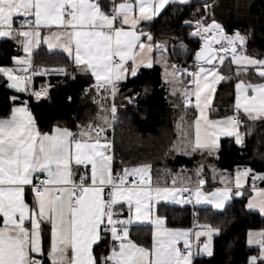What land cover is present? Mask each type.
Returning a JSON list of instances; mask_svg holds the SVG:
<instances>
[{
    "label": "snow or ice",
    "instance_id": "1",
    "mask_svg": "<svg viewBox=\"0 0 264 264\" xmlns=\"http://www.w3.org/2000/svg\"><path fill=\"white\" fill-rule=\"evenodd\" d=\"M217 7L0 0V41L17 52L0 64V84L10 90L0 116V264H202L223 233L210 217L239 202L264 220V171L217 167L222 137L243 156L264 132V53L249 50L251 33L218 20ZM170 16L175 24L160 27ZM157 66L177 110L174 135L151 155H125L116 129L152 91L129 84ZM37 78L47 79L37 87ZM51 78L85 81L86 120L41 129L31 105L51 99ZM233 82L234 103L222 109L218 90ZM177 157L192 166L169 167ZM176 207L191 209L193 228L168 226ZM145 226L148 245L132 238ZM246 242L255 250L246 264H264V228L249 229Z\"/></svg>",
    "mask_w": 264,
    "mask_h": 264
},
{
    "label": "trees",
    "instance_id": "2",
    "mask_svg": "<svg viewBox=\"0 0 264 264\" xmlns=\"http://www.w3.org/2000/svg\"><path fill=\"white\" fill-rule=\"evenodd\" d=\"M217 4V19L228 25L230 31L239 29L242 33H251L249 50L264 53V0H217ZM173 24L175 21L170 16L161 22L160 27L167 28ZM159 34L157 32V35ZM16 54V46L13 42L0 41V64H10L11 57ZM188 63L191 61L189 60ZM46 79L37 78L36 86L39 87ZM51 82L56 85L50 93L51 99L31 105L41 129L47 131L58 121L74 127V119L86 120V113L90 115L91 108L88 102L80 99L81 90L86 86L85 81L81 78L75 81L51 78ZM145 85H150L152 89L149 98L141 103L138 113H129L128 121L116 129L117 143L122 147L125 155H151L159 143L168 136L174 135L177 110L168 98L167 89L162 87L159 68L144 72L134 83H130L129 87L139 92ZM233 93L234 82L229 87L222 84L218 90L219 101L223 96H229L226 109L234 103ZM9 94L10 90L0 84V116L7 115ZM69 95L73 97L72 103L66 100ZM260 134L264 132L249 140L248 152L243 156L230 139L223 140L217 167L232 172L238 164H249L258 171H264V162L256 155V149L261 143ZM182 166L191 167L192 165L184 157L169 161L171 168L178 169ZM241 209L242 205L237 202L227 210L226 215L210 217L213 222L220 224L223 233L221 237H216L214 240V257L204 258L202 264H246L248 257L255 254V250L247 245V232L249 229L264 228V220L259 215H249ZM167 217L169 227L190 228L191 226L190 208L176 207L168 211ZM132 238L148 245L151 243L152 232L148 227H143L138 231L134 230Z\"/></svg>",
    "mask_w": 264,
    "mask_h": 264
},
{
    "label": "crops",
    "instance_id": "3",
    "mask_svg": "<svg viewBox=\"0 0 264 264\" xmlns=\"http://www.w3.org/2000/svg\"><path fill=\"white\" fill-rule=\"evenodd\" d=\"M157 68H159L160 70H161V76H162V69L159 67V66H157ZM228 100H229V96L228 95H225V96H223L222 97V99L220 100V106H221V108L222 109H226V105H227V102H228ZM225 139H229V138H226V137H222L221 138V143H222V141L223 140H225ZM219 169V168H218ZM230 172V171H229ZM0 219H2V218H0ZM145 227H147V226H145ZM203 239V238H202ZM151 241H152V239H151ZM141 244H144V243H141ZM144 245H146V244H144ZM253 249V248H252Z\"/></svg>",
    "mask_w": 264,
    "mask_h": 264
},
{
    "label": "built area",
    "instance_id": "4",
    "mask_svg": "<svg viewBox=\"0 0 264 264\" xmlns=\"http://www.w3.org/2000/svg\"><path fill=\"white\" fill-rule=\"evenodd\" d=\"M192 213V212H191ZM193 226H194V221H193V216H192V219H191V226H190V228H193Z\"/></svg>",
    "mask_w": 264,
    "mask_h": 264
}]
</instances>
